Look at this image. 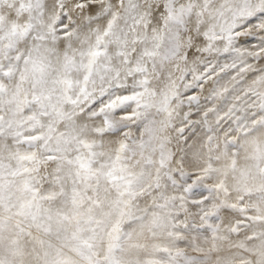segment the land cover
Wrapping results in <instances>:
<instances>
[{"label":"snow or ice","instance_id":"obj_1","mask_svg":"<svg viewBox=\"0 0 264 264\" xmlns=\"http://www.w3.org/2000/svg\"><path fill=\"white\" fill-rule=\"evenodd\" d=\"M0 264H264V0H0Z\"/></svg>","mask_w":264,"mask_h":264}]
</instances>
